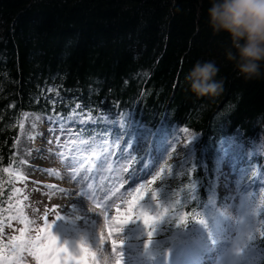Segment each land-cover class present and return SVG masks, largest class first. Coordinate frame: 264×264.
Here are the masks:
<instances>
[{"label": "trees", "instance_id": "trees-1", "mask_svg": "<svg viewBox=\"0 0 264 264\" xmlns=\"http://www.w3.org/2000/svg\"><path fill=\"white\" fill-rule=\"evenodd\" d=\"M209 6V0H0V222L10 221L15 178L6 171L19 168L14 144L24 112L65 120L84 112L94 121L74 127L85 137L120 134V119L130 139L163 142L182 128L198 134L194 160L166 175L160 198L187 214L186 229L206 215L227 154L223 141L262 143L236 177H252L249 167L264 172V78L238 76L225 54L229 37L208 25ZM198 60L216 61L220 94L197 97L188 89L185 77ZM242 191L252 217L243 247L259 252L264 264V190ZM5 228L0 224V238Z\"/></svg>", "mask_w": 264, "mask_h": 264}, {"label": "rangeland", "instance_id": "rangeland-1", "mask_svg": "<svg viewBox=\"0 0 264 264\" xmlns=\"http://www.w3.org/2000/svg\"><path fill=\"white\" fill-rule=\"evenodd\" d=\"M56 120L65 119L32 112L21 116L15 143V155L21 160L20 174L13 205L7 208L14 218L0 238V247L9 256L2 255L0 264H105L109 258L110 264H256L253 251V258L247 260L241 239L245 236L240 231L251 218L250 206L238 201L231 190L235 187L232 165H241L236 157L242 161L252 157L250 148L232 145L230 140L222 142L227 154L219 190L231 201L225 212L230 222L222 221L211 227L212 241H207L209 237L185 236L181 230L185 213L171 211L167 202L160 199L166 175H174L175 171L178 174L194 160L197 134L178 130L165 144L169 149L159 145L151 152L142 141L133 147H123L126 128L121 119L117 121L122 133L120 140L99 136L93 142L77 139L75 131L69 130L71 125L90 124L93 121L90 115L73 112L63 121L66 128H60L61 122ZM104 120L108 126L113 125L111 120ZM255 144L260 147L258 154L263 144ZM103 158H107V163L103 168L97 167ZM178 160L180 165L176 167ZM133 169L136 180L132 183L128 177ZM250 169L257 171L259 177L264 175L257 166ZM13 172L10 168V173ZM141 183L146 187L142 192L144 199L139 202L144 208L140 210L153 216L152 209L157 204L161 211L169 209L163 212L161 223L154 222L155 231L147 248L150 228L143 224L139 211L131 213L130 222H123L133 199L129 195L131 187H139ZM215 196L211 198L213 205ZM57 212L62 219L56 220ZM117 218L121 223H117ZM21 225L25 236L19 238L15 230ZM36 244L39 249L34 247ZM33 251L35 255L30 254Z\"/></svg>", "mask_w": 264, "mask_h": 264}, {"label": "clouds", "instance_id": "clouds-1", "mask_svg": "<svg viewBox=\"0 0 264 264\" xmlns=\"http://www.w3.org/2000/svg\"><path fill=\"white\" fill-rule=\"evenodd\" d=\"M208 25L215 34H226L230 45L226 58L245 81L264 78V0H209ZM215 60L197 61L185 77L197 97L223 91V79ZM103 260V256H102ZM110 264V258L105 262Z\"/></svg>", "mask_w": 264, "mask_h": 264}, {"label": "snow or ice", "instance_id": "snow-or-ice-1", "mask_svg": "<svg viewBox=\"0 0 264 264\" xmlns=\"http://www.w3.org/2000/svg\"><path fill=\"white\" fill-rule=\"evenodd\" d=\"M85 131H87V129H85ZM106 163H107V158H103V159H100L97 162L96 166L99 167V168H103ZM179 165H180V162L178 160L176 167H179ZM135 171H136V169H133L132 172L130 173L129 177H128V179L130 181H132V183L136 180V177L134 175ZM153 179H155V177ZM145 187H146V185L143 184V183H141L139 185V187H137V186L131 187V191L129 192V195H132L133 196V199L130 201L129 213L127 214V218L123 222L124 223L130 222V220H131V213L133 211H139V217L142 218L143 224L145 226H148L150 228V230L147 231L148 241H147V243H145V248H147L149 246V244L151 243L152 236H153L154 231H155V226H153L154 222L159 221L161 223L163 221L161 219V217L163 215V212L169 211V209H164L163 211H161L160 210V205L157 204L156 207L154 209H152V211L154 212V215L153 216L146 215L142 210H140V209H143L144 208V206L143 205H140L139 202L144 199V197L142 195V192L145 189ZM176 203L179 204L180 202L177 201ZM137 205H139V209L137 208ZM62 218L63 217L57 212L56 220H60ZM104 219H105V222H107L108 221V216L105 215ZM180 219L181 218H179V217L177 218L178 221ZM117 223L118 224L121 223V221H120L119 218H117ZM200 223L203 224L204 221H200ZM176 224H177L178 227L180 226V223L179 222H177ZM109 234L111 235V230H110V233ZM34 247L36 249H39L40 245L39 244H36V245H34ZM112 247H113V249L116 248V245H115L114 242H113ZM30 254L35 255V251H33Z\"/></svg>", "mask_w": 264, "mask_h": 264}, {"label": "bare ground", "instance_id": "bare-ground-1", "mask_svg": "<svg viewBox=\"0 0 264 264\" xmlns=\"http://www.w3.org/2000/svg\"><path fill=\"white\" fill-rule=\"evenodd\" d=\"M24 116V115H23ZM128 119V115H126L125 116V120H127ZM162 124H163V120H161V122L159 123V125H157L153 130L154 131H161V128H162ZM137 127L138 128H141V126L140 125H137ZM144 128H147V127H144ZM148 129V128H147ZM232 148V147H231ZM260 147H256V144L255 143H253V145H252V147L250 148L251 150V152H249V153H253L252 154V156H254L257 152L256 151H258V149H259ZM223 158V156L221 157V159Z\"/></svg>", "mask_w": 264, "mask_h": 264}]
</instances>
